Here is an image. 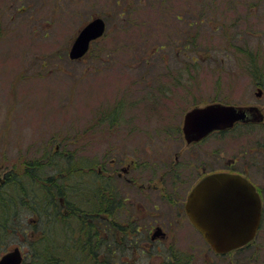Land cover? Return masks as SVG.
<instances>
[{
    "label": "rangeland",
    "instance_id": "rangeland-1",
    "mask_svg": "<svg viewBox=\"0 0 264 264\" xmlns=\"http://www.w3.org/2000/svg\"><path fill=\"white\" fill-rule=\"evenodd\" d=\"M95 18L106 21L105 35L84 59L71 60L74 41ZM165 89L169 98L154 95ZM214 101L264 110V0H0V257L20 247L29 260L30 242L41 232L36 240L26 233L45 227L28 211L27 200L42 201L36 193L41 184L25 172L28 160L64 152L65 168L84 169L73 171L65 191L71 197L77 192L71 203L85 207L101 188V179L88 169L102 165L106 144L116 145L133 127L141 136L155 135L154 129L177 125L195 105ZM213 142L221 167L236 159L243 171L240 160L249 159V176L264 196V124L239 125ZM14 171L22 185L6 184ZM42 173L55 172L45 167ZM13 208L19 216L9 221L24 223L14 233L3 217L4 211L13 215ZM55 225L50 237L55 235L61 254L78 237L76 225ZM113 226L112 233L102 234L118 248L120 264L162 263L164 256L123 244ZM188 227L179 240L192 251L187 264H264V216L249 247L221 256Z\"/></svg>",
    "mask_w": 264,
    "mask_h": 264
},
{
    "label": "flooded vegetation",
    "instance_id": "flooded-vegetation-1",
    "mask_svg": "<svg viewBox=\"0 0 264 264\" xmlns=\"http://www.w3.org/2000/svg\"><path fill=\"white\" fill-rule=\"evenodd\" d=\"M157 93L163 98L170 97L167 89L157 90L154 95L157 96ZM214 103L223 102L195 105L185 112L177 125L174 124L167 131L154 129L155 135L141 136L135 127L132 131H123V137L117 142L118 146L106 144L102 165L88 171L90 176H94L93 173L96 172V176L101 179L100 194L95 197L96 200L92 195L87 203H102L108 212L103 216L105 230L112 233L115 223L116 230L122 234L123 244L127 240V245L133 249L137 247L145 254L164 256L161 264H187L190 261L192 251L189 250V245L185 246L180 242L188 235V224L205 241L202 233L190 220L186 206L193 190L206 177L225 173L241 175L250 181L262 202V218L255 239L262 227L263 190L249 176V159L240 160L243 171L235 167V163H239L236 159L229 162L228 167H221L220 149L213 141L239 125H263L264 110L254 105H236L257 107L263 119L237 122L230 129L215 130L198 139L187 137L184 131L187 113ZM166 133L168 135H164ZM116 216L117 220L112 221ZM205 243L209 245L206 241ZM251 243L234 252L249 247Z\"/></svg>",
    "mask_w": 264,
    "mask_h": 264
},
{
    "label": "water",
    "instance_id": "water-1",
    "mask_svg": "<svg viewBox=\"0 0 264 264\" xmlns=\"http://www.w3.org/2000/svg\"><path fill=\"white\" fill-rule=\"evenodd\" d=\"M106 22L90 21L74 41L69 57L83 58L91 43L103 37ZM259 89L257 95L261 96ZM257 107L209 104L189 111L184 131L187 137L201 138L215 130L232 128L237 122L261 121ZM187 213L194 226L217 254H228L252 242L260 227L262 202L255 186L241 175L216 174L202 180L191 193ZM20 247L0 257V264H22Z\"/></svg>",
    "mask_w": 264,
    "mask_h": 264
},
{
    "label": "trees",
    "instance_id": "trees-1",
    "mask_svg": "<svg viewBox=\"0 0 264 264\" xmlns=\"http://www.w3.org/2000/svg\"><path fill=\"white\" fill-rule=\"evenodd\" d=\"M184 45L187 48V45H191V43L187 42ZM190 60L193 65L197 62V59L190 58ZM72 156H69V159H72ZM67 164V155L64 152L59 153L58 151H50L40 159L28 160L26 162L25 172L29 179L32 180L31 182L36 185L41 184L38 186L37 191L39 192L36 193H40L41 196L39 198L42 200L40 202L30 197L31 200H27V203H29L27 206H30V210L28 211L31 216H38V226L43 223L45 227L41 230L40 226L37 228L32 226V229L34 228L33 232L27 231L28 240H36V234L39 232H41V235L39 236L40 241L30 242L32 246L29 254H27L28 257H26L29 260L25 259L23 264H64V262L67 264L68 260L69 264H120L119 260H117L118 258L116 259V252H114L118 248L116 246H114L115 249L112 248L102 234V231H105L103 216L105 213H108L102 203H90L91 205H87L89 203L86 202L85 205V201H83L85 207L71 203L77 198L78 193L76 192V197L67 195L65 184L72 177L73 171L76 170V173L80 174L83 173L84 169L76 166L67 169L65 168ZM45 167L52 168L55 172L54 175H43L42 170ZM93 174L96 176V173ZM11 182L22 185L16 171L7 176L6 184ZM98 194L99 191L98 193H94L93 197L95 198ZM24 204L26 203L21 202L20 206ZM16 210L13 208V215H8L4 211L3 216L7 226L12 224L9 227L12 228L13 233L22 231L24 225L22 222L14 223L16 222L15 220L9 221L8 218L19 216ZM59 220L66 223V225H71L73 221L76 225V231L73 229V232L75 231L74 233L78 235V237H75V241L70 244V248L67 251L62 253L64 248L62 249V255L56 252V246L60 245V243L53 241L52 238L55 235H52L51 238L49 232L51 227H56L55 223L59 222ZM52 221L53 225L50 226ZM25 232L23 231V234ZM43 241H46V243L44 249H41Z\"/></svg>",
    "mask_w": 264,
    "mask_h": 264
},
{
    "label": "bare ground",
    "instance_id": "bare-ground-1",
    "mask_svg": "<svg viewBox=\"0 0 264 264\" xmlns=\"http://www.w3.org/2000/svg\"><path fill=\"white\" fill-rule=\"evenodd\" d=\"M96 173V172H95ZM95 200L97 199V198H94Z\"/></svg>",
    "mask_w": 264,
    "mask_h": 264
}]
</instances>
